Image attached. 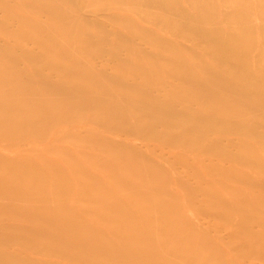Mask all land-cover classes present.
<instances>
[{
  "label": "rangeland",
  "instance_id": "obj_1",
  "mask_svg": "<svg viewBox=\"0 0 264 264\" xmlns=\"http://www.w3.org/2000/svg\"><path fill=\"white\" fill-rule=\"evenodd\" d=\"M261 151L264 0H0V264H264Z\"/></svg>",
  "mask_w": 264,
  "mask_h": 264
},
{
  "label": "bare ground",
  "instance_id": "obj_2",
  "mask_svg": "<svg viewBox=\"0 0 264 264\" xmlns=\"http://www.w3.org/2000/svg\"><path fill=\"white\" fill-rule=\"evenodd\" d=\"M78 4V3H77ZM83 12V11H82ZM2 30V29H1ZM2 32V31H1ZM2 34V33H1ZM171 38V37H170ZM168 40V39H167ZM186 41V40H185ZM187 42V41H186ZM185 42V43H186ZM181 44V43H180ZM190 44V43H189ZM201 47V46H200ZM199 50V49H198ZM14 51V50H13ZM204 54V53H203ZM213 61V60H212ZM193 62V61H192ZM95 64V63H94ZM194 64V63H193ZM195 66V65H194ZM197 68V67H196ZM201 73V72H200ZM203 77V76H202ZM226 83V82H225ZM244 83V82H243ZM245 85V84H244ZM242 92V91H241ZM173 105V104H172ZM244 124H246V123H244ZM251 126H245L244 128H243V131L245 132V134L244 133H240L239 135H237L238 137L237 138H242V139H244V140H249L250 138H249V136L248 135H250L249 134V132H250V130H251ZM241 130V129H240ZM228 133V132H227ZM211 134V133H210ZM108 135V134H107ZM207 135H209V134H207ZM215 136V135H214ZM218 136V135H217ZM232 137H233V135H232ZM115 138V137H114ZM117 139V138H116ZM129 139V138H128ZM215 139V138H214ZM213 140V137H209V136H206V137H204V139L202 140V143L200 144V146H199V155L198 154H194L193 155V158L196 160V162H197V159H198V156H200L201 154H200V152L202 153V151L203 150H207V147L209 146V144H210V142ZM133 141V140H132ZM215 141H217V139L215 140ZM212 143V142H211ZM245 143V142H244ZM157 144V143H156ZM228 144V143H227ZM160 146V145H159ZM226 147V146H225ZM3 148V147H2ZM164 148V147H163ZM18 149V148H17ZM2 150V149H1ZM261 150V149H260ZM149 151V150H148ZM164 152H166V151H164ZM206 152V151H205ZM262 152V151H261ZM174 154L173 152H170V154ZM263 153V152H262ZM262 153H261V158H260V160H263L264 159V157L262 156ZM169 154V153H168ZM186 154V153H185ZM203 154V153H202ZM205 154V153H204ZM264 154V153H263ZM192 155V154H191ZM211 155V154H210ZM205 156V155H204ZM248 156H249V154H248ZM50 157V156H49ZM186 157H187V155H186ZM203 157V156H202ZM201 156H200V158H202ZM209 156H207V158H208ZM189 158V157H188ZM192 158V159H193ZM204 158V157H203ZM205 158H206V156H205ZM204 158V159H205ZM207 158H206V160H207ZM210 159H211V157H209ZM208 158V159H209ZM214 158V157H213ZM215 158H218L219 159V157H215ZM214 158V160H217V159H215ZM186 159V158H185ZM159 160V159H158ZM249 160L250 161H252V160H255L253 157H249ZM208 161V160H207ZM220 161H221V159H220ZM219 161V162H220ZM226 161V160H225ZM219 162H217L218 163V165H219ZM204 163V162H203ZM214 163V162H213ZM225 162L224 161H222V164H220V167H222L224 170V172H229V171H231L232 170V168L230 167V165L229 164H227V165H225L224 164ZM229 163V162H228ZM171 164V163H170ZM215 164V163H214ZM236 164V163H235ZM205 165V164H204ZM234 165V164H233ZM239 165V164H238ZM235 166V165H234ZM205 167V166H204ZM203 167V168H204ZM240 167V166H239ZM207 169V168H206ZM244 169V168H243ZM247 169V168H246ZM205 170V169H204ZM203 169H202V167H201V171H202V173L205 175V177H207V176H209V175H207L206 174V171H204ZM247 170H249V168L247 169ZM252 171V170H251ZM208 172V171H207ZM256 173V172H255ZM209 174V173H208ZM257 174V173H256ZM173 175H174V173H173ZM255 175V174H254ZM260 176H261V174H260ZM259 175H258V178L260 177ZM186 179V178H185ZM262 179V178H261ZM198 183H199V181H198ZM76 192V191H75ZM225 193V192H224ZM192 201V200H191ZM193 202V201H192ZM185 208V207H184ZM216 228V227H215ZM220 234V233H219ZM221 235V234H220ZM220 238H221V236H220Z\"/></svg>",
  "mask_w": 264,
  "mask_h": 264
}]
</instances>
